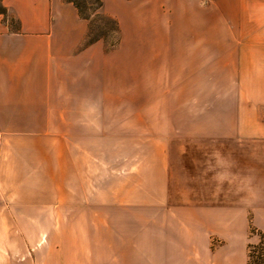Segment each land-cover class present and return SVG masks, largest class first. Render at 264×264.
<instances>
[{"label": "crops", "instance_id": "crops-1", "mask_svg": "<svg viewBox=\"0 0 264 264\" xmlns=\"http://www.w3.org/2000/svg\"><path fill=\"white\" fill-rule=\"evenodd\" d=\"M101 2L118 27L109 49L87 43L66 0H0V228L43 237L46 253L60 236V264H247L248 219L264 231V0ZM150 27L156 75L221 77V199H171L164 170L156 198L112 196L109 215H85L86 92L153 41Z\"/></svg>", "mask_w": 264, "mask_h": 264}, {"label": "rangeland", "instance_id": "rangeland-1", "mask_svg": "<svg viewBox=\"0 0 264 264\" xmlns=\"http://www.w3.org/2000/svg\"><path fill=\"white\" fill-rule=\"evenodd\" d=\"M84 1L91 14L94 0ZM148 32L153 36L151 43L134 44L127 66L118 61L115 76L101 72L100 90L86 92L85 215H109L112 196L114 202L116 197L124 201L125 195L130 201L156 198V180L164 170L171 199L184 203L193 197L207 205L221 199V77L156 75L164 58L155 28ZM117 33L94 18L90 34H104L107 49ZM127 172L131 175L125 177ZM59 217H53L58 226ZM248 220L246 253L248 245L258 244L264 233ZM11 228L9 234L0 228V243L8 245L0 251L1 262L28 264L35 258L44 262L46 257L60 264V236L54 237L57 241L46 253L39 251L43 237L34 240L21 233L18 242Z\"/></svg>", "mask_w": 264, "mask_h": 264}, {"label": "trees", "instance_id": "trees-1", "mask_svg": "<svg viewBox=\"0 0 264 264\" xmlns=\"http://www.w3.org/2000/svg\"><path fill=\"white\" fill-rule=\"evenodd\" d=\"M74 5V7L78 11L79 17L86 21L88 24V40L87 43L91 44L99 39H105L106 36L104 34H100L98 36H92L90 31L92 29L94 18L98 19L99 21H103L106 24V28L109 29L111 32H117L118 27L114 20L103 16L100 13V8L102 6L101 0H94L95 7L91 9V14H88L87 11L89 10L86 6V2L84 0H66ZM0 14L5 15L6 10L0 4ZM91 16H94L91 18ZM106 31H108L106 29ZM247 264H264V233H260V241L256 245H248L247 249Z\"/></svg>", "mask_w": 264, "mask_h": 264}, {"label": "built area", "instance_id": "built-area-1", "mask_svg": "<svg viewBox=\"0 0 264 264\" xmlns=\"http://www.w3.org/2000/svg\"><path fill=\"white\" fill-rule=\"evenodd\" d=\"M206 1H211V0H206Z\"/></svg>", "mask_w": 264, "mask_h": 264}]
</instances>
